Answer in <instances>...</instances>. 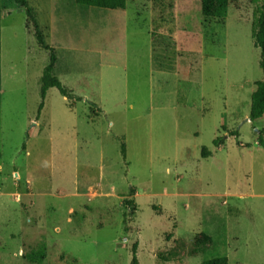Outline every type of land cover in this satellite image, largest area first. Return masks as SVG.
Instances as JSON below:
<instances>
[{
    "label": "rangeland",
    "instance_id": "374dc122",
    "mask_svg": "<svg viewBox=\"0 0 264 264\" xmlns=\"http://www.w3.org/2000/svg\"><path fill=\"white\" fill-rule=\"evenodd\" d=\"M28 3L80 98L49 87L37 115L48 50L0 0V264H132L134 243L137 264H264L255 0Z\"/></svg>",
    "mask_w": 264,
    "mask_h": 264
},
{
    "label": "trees",
    "instance_id": "16d2710c",
    "mask_svg": "<svg viewBox=\"0 0 264 264\" xmlns=\"http://www.w3.org/2000/svg\"><path fill=\"white\" fill-rule=\"evenodd\" d=\"M25 8L26 16L28 23L32 27L33 34L37 40V43L40 47L48 50V61L43 66L42 74L40 76V87H39V95L40 101L37 107V115L40 113L44 99L46 96V91L49 87H56L59 92L69 98H80V96L76 95L72 89L67 87L60 78L54 73V67L57 62V53L54 46L49 44L43 31L40 27V24L28 3V0H14ZM78 3L85 5H92L103 8H112V9H125L126 8V0H75ZM220 2V0H201V8L204 14H210L216 7V5ZM255 8H254V17H253V28H252V37L253 43L257 47L260 48V66L263 70V75L260 80L257 81L256 87L251 94L250 101V110H249V118L251 120L258 118L264 115V0H255ZM257 141L259 144L264 145L263 138V129H258ZM224 136H219L214 141V144L219 147L223 142ZM121 151L124 152V146L122 144ZM201 154L203 156H208L210 154V150L207 146L203 145L201 148ZM125 202L128 203L129 200L126 198ZM133 254H132V264H137L136 257V244H133ZM159 255L165 259H172L175 256H168L163 252H159ZM46 256L45 250H34L24 254V257L30 261H42ZM200 264H227V257L225 255H215L209 258H204L201 260Z\"/></svg>",
    "mask_w": 264,
    "mask_h": 264
},
{
    "label": "water",
    "instance_id": "95a60500",
    "mask_svg": "<svg viewBox=\"0 0 264 264\" xmlns=\"http://www.w3.org/2000/svg\"><path fill=\"white\" fill-rule=\"evenodd\" d=\"M248 119V118H247Z\"/></svg>",
    "mask_w": 264,
    "mask_h": 264
}]
</instances>
